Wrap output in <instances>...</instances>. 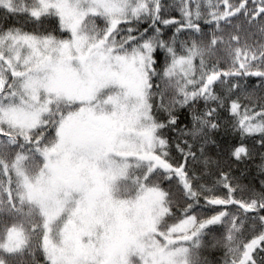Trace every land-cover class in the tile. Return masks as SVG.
<instances>
[{"label": "snow or ice", "instance_id": "1", "mask_svg": "<svg viewBox=\"0 0 264 264\" xmlns=\"http://www.w3.org/2000/svg\"><path fill=\"white\" fill-rule=\"evenodd\" d=\"M177 7L181 21L161 0H0V18L20 24L0 29V264H209V247L223 264H264V182L246 199L225 172L226 195L197 187L193 145L176 143L174 165L165 137L203 140V153L224 112L240 137L231 160L251 157L249 138L264 149V98L242 101L247 77L264 90V0ZM165 180L185 197L179 216ZM201 196L224 207L196 214ZM214 226L223 233L206 241Z\"/></svg>", "mask_w": 264, "mask_h": 264}, {"label": "trees", "instance_id": "2", "mask_svg": "<svg viewBox=\"0 0 264 264\" xmlns=\"http://www.w3.org/2000/svg\"><path fill=\"white\" fill-rule=\"evenodd\" d=\"M171 1V0H169ZM235 2V0H233ZM162 4L165 6V15L166 18L174 19L176 21H181V13L177 7V3L173 4L172 8H169L163 1ZM204 15H207L206 10H202ZM203 34L210 39L212 31L214 29V24L209 25L204 22L203 19L198 21ZM223 24V21L221 22ZM237 24H244L242 20H237ZM7 25L20 26L15 20L10 18H0V29L4 28ZM178 26V25H177ZM121 27H126L122 25ZM139 29L143 31L145 28L149 27V24H140ZM248 25L244 24L245 30L248 29ZM28 30V29H26ZM165 31V38L170 39L173 33L175 32V27L169 26ZM190 30L184 29L180 34L179 39L185 40L188 38L187 33ZM232 31L231 26H227V31L225 36ZM257 29L253 28L252 32H256ZM151 32V30H150ZM241 40L245 37V33L241 32ZM250 35V33H249ZM256 39H260L259 34L257 33ZM250 43L252 40L249 41ZM221 56L224 55L223 52L220 53ZM163 62V54H161V63ZM198 63V61H197ZM226 66V65H224ZM246 81L248 82V91L252 97L251 101L243 99V103L247 104L251 102L252 104L257 103L261 98H264V90L259 88V78L257 77H247ZM203 110V102L200 103V111ZM227 113H221V128L213 133L209 134V142L204 145V152L201 153L200 146L203 144V140H196L191 135H187L181 138V135L177 131H168L165 130V137L170 141V162L175 164L183 163V157L180 152L176 149V143L179 142L183 145V141L186 139L189 144L193 145L192 151L195 152L196 158L192 159L191 157L187 162V170L189 175L195 176L196 180L194 184L199 187L200 185H205L207 187H215V193L217 196L226 195L227 190L222 187V185H217V180L221 172L228 173L231 179L232 184L237 188L235 196L237 198L246 199L249 193L258 194L262 182H264V149H261V146L256 143V138H249L245 141L247 146L252 152L250 158H247L243 161L237 162L231 160L228 156V150L232 145L238 144L240 142V137L238 134L231 131L230 125L226 123ZM193 120L191 113L188 109L180 110V123L179 127L185 132H190L192 129ZM187 151V147L185 146ZM161 187L166 191L171 192V199L173 202V212L176 216L180 215L179 206L184 204L185 197L183 192L178 190L174 183L168 181H162ZM191 202V201H190ZM213 207L223 208L224 206H206L204 197L201 196L199 199V204L194 208V213L200 214L201 216L205 214H214L212 211ZM229 209H235V206H227ZM223 233V228L220 226H214L212 232L209 236L205 237L206 241H212L214 238L219 237ZM204 257L207 258L209 264H223V252L214 248H207L203 252Z\"/></svg>", "mask_w": 264, "mask_h": 264}, {"label": "rangeland", "instance_id": "3", "mask_svg": "<svg viewBox=\"0 0 264 264\" xmlns=\"http://www.w3.org/2000/svg\"><path fill=\"white\" fill-rule=\"evenodd\" d=\"M169 7L172 8L173 4L177 3L179 4V0H161ZM201 2L204 4V8L202 10H206L207 11V0H201ZM213 3H215V0H213ZM181 18L183 19V17L181 16ZM142 24H147V23H142Z\"/></svg>", "mask_w": 264, "mask_h": 264}]
</instances>
